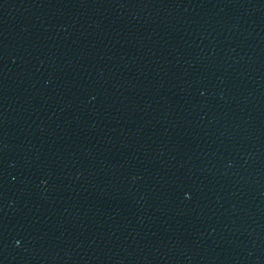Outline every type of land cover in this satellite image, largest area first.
<instances>
[{"label": "water", "instance_id": "obj_1", "mask_svg": "<svg viewBox=\"0 0 264 264\" xmlns=\"http://www.w3.org/2000/svg\"><path fill=\"white\" fill-rule=\"evenodd\" d=\"M0 264H264V0H0Z\"/></svg>", "mask_w": 264, "mask_h": 264}]
</instances>
